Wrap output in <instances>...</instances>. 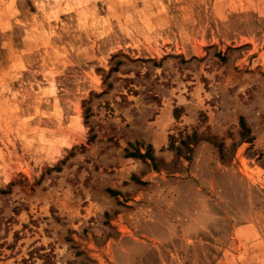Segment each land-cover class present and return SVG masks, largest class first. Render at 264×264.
<instances>
[{"label":"rangeland","instance_id":"rangeland-1","mask_svg":"<svg viewBox=\"0 0 264 264\" xmlns=\"http://www.w3.org/2000/svg\"><path fill=\"white\" fill-rule=\"evenodd\" d=\"M0 264H264V0H0Z\"/></svg>","mask_w":264,"mask_h":264}]
</instances>
